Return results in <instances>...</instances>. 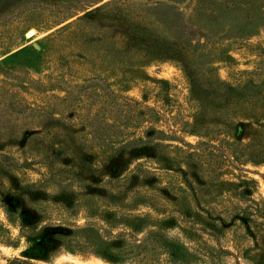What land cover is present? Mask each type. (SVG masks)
Segmentation results:
<instances>
[{
    "label": "rangeland",
    "instance_id": "obj_1",
    "mask_svg": "<svg viewBox=\"0 0 264 264\" xmlns=\"http://www.w3.org/2000/svg\"><path fill=\"white\" fill-rule=\"evenodd\" d=\"M93 240L264 264V0H0V264Z\"/></svg>",
    "mask_w": 264,
    "mask_h": 264
},
{
    "label": "trees",
    "instance_id": "obj_2",
    "mask_svg": "<svg viewBox=\"0 0 264 264\" xmlns=\"http://www.w3.org/2000/svg\"><path fill=\"white\" fill-rule=\"evenodd\" d=\"M225 87L222 83L219 84V89ZM135 143V142H134ZM148 142L147 141H140L137 142L136 146H134L133 152L136 151H142L147 149ZM56 235V234H55ZM59 236V235H57ZM69 235H63L59 237L61 241H58L60 244H70L73 246L76 244H79L80 241L77 239H71L68 237ZM74 242V243H73ZM81 244V243H80ZM81 246L79 251L85 252L88 256L92 255L97 258L103 259L104 261L108 263H118L120 260L125 257L128 254H131V250L127 249V247H124L121 243H112L110 241L105 240H93L89 243L88 247L85 244L78 245ZM86 246V247H85ZM166 247H170L169 254L173 258H180V256L183 257V252L180 251L179 247H175L174 245H165ZM180 254V255H179ZM181 259V258H180ZM36 258H29V257H14L12 259H9L7 261V264H40L35 261ZM64 264H74V263H64Z\"/></svg>",
    "mask_w": 264,
    "mask_h": 264
},
{
    "label": "water",
    "instance_id": "obj_3",
    "mask_svg": "<svg viewBox=\"0 0 264 264\" xmlns=\"http://www.w3.org/2000/svg\"><path fill=\"white\" fill-rule=\"evenodd\" d=\"M34 46H35L36 48H38V49L40 48L39 45H38L37 43H34Z\"/></svg>",
    "mask_w": 264,
    "mask_h": 264
},
{
    "label": "bare ground",
    "instance_id": "obj_4",
    "mask_svg": "<svg viewBox=\"0 0 264 264\" xmlns=\"http://www.w3.org/2000/svg\"><path fill=\"white\" fill-rule=\"evenodd\" d=\"M33 33H34V32H30L28 35H29V36H32Z\"/></svg>",
    "mask_w": 264,
    "mask_h": 264
}]
</instances>
